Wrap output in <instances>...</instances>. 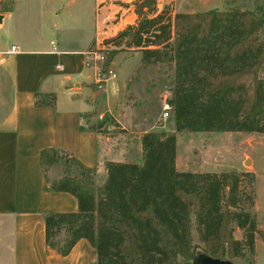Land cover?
<instances>
[{"label":"trees","instance_id":"trees-1","mask_svg":"<svg viewBox=\"0 0 264 264\" xmlns=\"http://www.w3.org/2000/svg\"><path fill=\"white\" fill-rule=\"evenodd\" d=\"M130 4L136 23L111 42L139 51L144 66L174 63L168 100L174 129L145 132L143 162H107L101 185L96 168L65 150H43L47 182L78 204L75 212L45 215L46 245L67 256L85 239L96 251L95 264H194L199 253L256 264L261 231L254 211L255 174L179 171L176 157L180 133L264 134V0L173 17L159 10L158 0ZM13 8L12 1L2 10ZM104 57L107 75L114 56ZM56 102L54 93L35 94L37 107ZM83 125L96 133L118 126L109 115ZM54 166L63 169L61 176L49 175Z\"/></svg>","mask_w":264,"mask_h":264},{"label":"crops","instance_id":"crops-1","mask_svg":"<svg viewBox=\"0 0 264 264\" xmlns=\"http://www.w3.org/2000/svg\"><path fill=\"white\" fill-rule=\"evenodd\" d=\"M14 10L0 14V32ZM102 24L99 17L94 37L73 45L42 36L21 37L11 28L12 40L0 38V264L96 262V251L85 239L67 256L46 245L45 215L75 212L78 204L73 195L56 192L47 182L40 163L43 150H65L84 166L96 168L101 185L107 178V162H143L145 132H172L163 123L132 132L111 111L110 102L107 111L118 126H110L106 133L82 129L83 117L90 113L87 105L95 103L97 94L88 53L98 48ZM110 80L103 86L106 91ZM91 88L94 94L85 96ZM36 93L56 94L55 107H37ZM64 100L66 106L61 108Z\"/></svg>","mask_w":264,"mask_h":264},{"label":"rangeland","instance_id":"rangeland-1","mask_svg":"<svg viewBox=\"0 0 264 264\" xmlns=\"http://www.w3.org/2000/svg\"><path fill=\"white\" fill-rule=\"evenodd\" d=\"M14 2V13L9 17L0 38H10L11 29L21 37L42 36L49 41L73 45L75 41L86 43L96 33V22L103 24L99 34L98 48L94 51L103 56H114L109 68L116 78L109 81L107 91L95 83V103L87 105L90 113L83 122L86 126L102 121L111 114L121 116L130 130L143 132L151 125H165L173 131V112L163 122V102L171 97L175 76L174 63L143 66L142 55L134 49L115 46L111 40L118 33L137 21L131 0H0V14L4 7ZM250 0H158L159 10L166 9L168 17L176 13H196L211 9H230ZM104 6L103 9H101ZM134 12V13H133ZM134 14V15H133ZM55 27V28H54ZM11 28V29H10ZM96 46V44H95ZM89 68L95 76L92 58ZM100 68L104 65L98 62ZM264 75V73H263ZM91 93L85 96L94 94ZM56 95V94H55ZM60 100L62 96L59 95ZM86 98V97H85ZM87 99V98H86ZM169 102V101H168ZM88 103V100L85 102ZM66 102L60 101L65 108ZM103 117V118H101ZM108 132V131H107ZM136 153V148H133ZM249 160L250 164L245 165ZM176 166L179 171L190 172H252L255 174V207L260 234L256 237V264H264V134L243 132H196L177 134ZM60 166L49 168V175H62ZM97 178V175H96ZM238 239L242 232L236 231ZM194 238L197 234L194 231ZM249 259H235L234 264H248Z\"/></svg>","mask_w":264,"mask_h":264},{"label":"built area","instance_id":"built-area-1","mask_svg":"<svg viewBox=\"0 0 264 264\" xmlns=\"http://www.w3.org/2000/svg\"><path fill=\"white\" fill-rule=\"evenodd\" d=\"M15 50L16 48L12 47V51H15ZM88 55H89V61L87 65L90 67L91 65L90 58H92L93 67H95L94 68L95 74L97 76L96 83L98 84L100 88H102L109 79L116 78V75L112 71L108 72L107 74L108 77H107V75L103 74L102 67L100 68L99 66L96 65L98 62H100L101 64L104 63L105 57L102 54L97 53L96 51H91L88 53ZM171 113H172V106L167 100H165L163 102V118L169 117Z\"/></svg>","mask_w":264,"mask_h":264},{"label":"water","instance_id":"water-1","mask_svg":"<svg viewBox=\"0 0 264 264\" xmlns=\"http://www.w3.org/2000/svg\"><path fill=\"white\" fill-rule=\"evenodd\" d=\"M1 22H2V15L0 16V23ZM249 164L250 161L247 160L245 162V165H249ZM194 264H234V263L230 260H221V259L212 258L206 253H199L194 260Z\"/></svg>","mask_w":264,"mask_h":264}]
</instances>
